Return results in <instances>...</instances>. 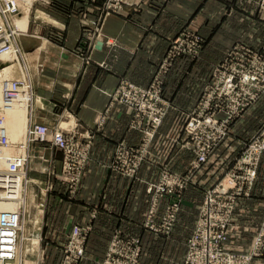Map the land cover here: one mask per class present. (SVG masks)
<instances>
[{
  "label": "crops",
  "instance_id": "0c3cea01",
  "mask_svg": "<svg viewBox=\"0 0 264 264\" xmlns=\"http://www.w3.org/2000/svg\"><path fill=\"white\" fill-rule=\"evenodd\" d=\"M51 1L44 11L62 30L36 25V31L46 36L42 40L34 39L28 46L35 49L28 53L30 59H36V68L44 67L33 78L35 95L40 99L36 101L35 120L53 128L65 125L80 135H90L92 147L91 160L83 169L73 197L67 184L49 178L55 184L54 189H47L46 238L52 242L47 249L55 254L62 243L54 241L65 240L75 224L90 222L93 229L85 257L79 264H99L116 229L133 230L134 225L139 228L144 222L149 207L147 182L156 180L167 164L180 171H185L190 164L194 154L182 145V113L195 107L213 65L232 44L264 45V6L261 0H124L122 9L105 15L100 38L92 44L90 32L105 0ZM186 25L206 39L204 50L197 58L175 60L164 83V96L171 104L169 112L137 178L123 176L111 166L114 151L121 144L138 147L142 133L131 127L130 109L113 102L109 94L122 79L147 86L164 58L169 41ZM55 31L61 34V42L57 44L53 42L57 41L56 36H51ZM109 39L116 46L108 45ZM40 41L43 48L38 46ZM39 104L44 105L43 110ZM259 108L264 111V103L253 104L246 113L253 109L262 112ZM243 118L239 119L240 123ZM236 140L234 136L225 138L202 165L194 177L199 186L188 187L182 198L179 219L197 218L203 200L201 188L204 186L200 183L213 184L214 179L227 171L241 151L234 149ZM38 145L32 147L34 155L38 152L45 155L43 162L54 160L51 174L59 173L62 152ZM262 226L264 154L251 195L239 199L230 228V242L249 251ZM252 264H264V255L255 258Z\"/></svg>",
  "mask_w": 264,
  "mask_h": 264
},
{
  "label": "rangeland",
  "instance_id": "374dc122",
  "mask_svg": "<svg viewBox=\"0 0 264 264\" xmlns=\"http://www.w3.org/2000/svg\"><path fill=\"white\" fill-rule=\"evenodd\" d=\"M18 2H20V5L24 8L25 0L24 2L23 0H19ZM51 2V0H33L29 21L26 26H24L25 29L23 30L15 31L14 28L16 29L17 25L14 26L12 20H9V23H12L10 24L11 29L16 33L11 32L10 34L7 29L3 40L0 42V45L3 42H10L12 43V46L16 48L21 47V52L23 54L25 53L26 56L25 62L28 66V72L25 69L20 71L23 63H21L22 66L19 64L14 65L15 68L13 67L9 70L5 69L4 74L7 71L6 81L18 79L24 80V78L27 77L29 73V75H31V82L34 84V74L44 70L43 65L41 66L40 70L37 69L38 65L36 62H34L36 59H34V61L33 58L30 59L28 52H31L32 50L35 51V49H29L28 46H30L34 39L42 40V38L46 36L41 32H37L38 30L36 31V25L42 24L44 29L45 27H49L55 30L57 28L59 31L62 30L58 22L52 17L48 16L49 14L44 11V9H47V5H50ZM123 4L124 0L104 1V4L102 5V12L97 19L95 28L92 32H90V41L92 44L96 39L98 40L100 38L101 23L103 22L105 15L108 12H118L120 9H122ZM261 5L264 6V0H261ZM41 16L47 17L48 20L42 19ZM2 19L5 18L2 17ZM51 20H53V22ZM4 22L7 25V21L4 20ZM32 28L35 29L33 30ZM59 31L58 33L55 31L51 35L53 38L54 35L56 36L55 39H57V41L53 40V42L56 44L61 42L59 41V38H61ZM14 34H17L19 38L15 39ZM185 36H187L186 42L179 43L178 40H176ZM20 41L22 43H20ZM195 42H199L201 45L197 55L191 54V48L194 46ZM107 44L111 45V47L116 46L115 41L110 39L107 40ZM205 44L206 39L201 34H199L198 31L192 29L189 25L183 26L169 41L164 58L162 59L152 80L147 86L139 85L128 79H122L110 92L109 96L113 102L123 104L130 109L132 113L131 127L142 133V143L138 147H129L121 144L118 145L114 151L111 166L123 176L137 178L138 171L147 159L148 154H150V148L155 136L157 135L165 117L167 116V113L169 112L171 104L169 99L164 96V83L167 74L169 73L175 60H177L179 57H199L204 50ZM80 51L84 52V50ZM21 56L24 59L23 55ZM244 77H252L253 79L251 78L250 82L245 83ZM231 78L234 81V89L236 91L235 93L226 92V81H230ZM120 84H134L138 87H143L146 89L158 87L160 97H162L163 100L160 105L166 107V113L162 118L161 124L157 127L154 136H149L147 134V132L152 131L153 126L146 116L138 115L134 108L111 95L121 86ZM136 97L141 101V105H148L153 100L151 93H146L142 96ZM263 99L264 45L261 47H254L253 45L243 42H236L232 44L224 53V57H222L217 63L213 65L211 74L197 98L195 107L191 111L182 113V131L184 134L182 145L188 150L192 151L194 154L190 164L185 171H180L176 168L173 169V167L171 168L170 165L167 164V166L161 169L156 180L147 182L146 192L149 196V207L144 222H141V219H138L141 222H139L140 227L138 228L137 225H134L133 230L127 231L121 228L116 229L108 242L104 256L99 264H107L109 263V259L111 260V264H117L118 262H116L115 258H119L120 264H185L187 253L189 251V241L196 235L197 232L203 229H207L209 234H211V238L207 241L208 245L213 244L215 246H221L224 250L238 255V257H240V255H250L252 256V259L248 264H252L255 258L264 255V226H262L260 231L257 233L255 241H250L252 246L249 251L241 249L238 246L235 247V245H233L229 239L230 228L233 223V218L239 199L251 195L255 180L257 179V170L264 154V150H262L258 157L257 154H254L251 164L246 160V156L250 152H255V147H257L258 143H256V141L254 142V140L257 138V136H260L261 139H264V111L259 108V110L262 112H257L254 109L252 111L250 110V113L246 112L253 106V104L264 103ZM39 106L42 110L44 109V105L39 104ZM0 110L3 111L6 109L2 108L1 106ZM34 110L33 118L35 119V115L38 113V110ZM31 111L33 113L32 108L29 109L30 117L32 115ZM209 116H213L220 123H224L226 133L220 137L217 146L208 152L206 161L199 163V152L197 149L201 143L207 139V132L209 131L203 132L200 135V139H197L198 141L196 143L193 140L192 134L188 131V124L195 118L203 121ZM243 116V119L245 120H242L240 123L239 119H241ZM35 121L39 125H45L49 131V135L47 139L42 142H33L31 147H29L28 153L33 156L34 152L31 150L36 144H39L38 146L41 145V147L45 148L51 146L52 148L62 152V167L59 173L56 172L57 174L53 175L51 174L50 169L54 168V160L52 162L51 160L49 161V159H47L46 162H43L46 160L43 158L45 155H42L39 152L29 159L30 161L27 165L28 169L26 167L27 180L29 182H27V193L25 196V207L27 208L25 209L24 221L21 223L24 224L25 222L24 232L26 231V235H29L30 240H33L32 242L34 245L37 244V247L34 251L30 250V252L27 251V253H25L24 248L26 245L21 241L22 231H20L18 233L19 239L17 240L18 246L16 247L17 255L15 264H21V255L24 256V258L22 257L23 261H27L28 263L30 262V264H62L66 255L65 247L68 243V236L72 229L67 234L64 232L63 235L66 234L65 240L54 241L55 244L62 243L60 244V250L55 252L56 255L52 252V250L47 249L48 245H52L51 240L46 238L47 219H45V215L49 194L47 189H54L55 184V180L49 178L53 177L54 179H59L58 181H62L63 183L67 184L70 193L69 195L73 197L76 194L79 183L81 182L83 169L91 160L92 141L90 139V135H80L76 130L69 129L68 127H65V125H63V127L58 125L53 128L47 123L39 121L37 118ZM56 131H61L64 133V135L70 137L72 144H75L77 150L80 151L77 154H71L70 159L73 160L74 166L70 170H67L65 167L66 162L68 161L67 152L63 148L57 147L53 144L52 136L53 134L55 135ZM0 133H3L1 137L4 138L5 132ZM230 136H234L237 139L236 141L238 144L234 149H241L240 153L233 159L227 171H224L222 176L220 175L214 179L213 184L200 183L201 187L204 186V188H201L203 200L197 218L179 219L181 215L180 213L182 211V198H184L185 191L191 185L193 186L196 184L194 177L197 172L203 168L202 165L205 164L209 158H211L212 154L217 150V148L220 147L225 138ZM17 141L19 143L22 140ZM4 146L6 145L4 144ZM122 146L131 148L130 150L132 151V156L131 160L128 162H125L124 158L120 159L118 156L119 149ZM228 150L230 151V148ZM16 151L17 147H13V153ZM84 155V159L77 157ZM48 161L50 164L49 166L47 164ZM253 171L256 174L254 183L249 185V177ZM173 177H179L178 179H180V183H172L169 179ZM33 178L35 179L33 180ZM162 179L165 183H167L165 185V192L160 194L154 190L149 191L150 186L159 185L162 182ZM24 184L21 182L22 186H24ZM224 185L227 189L226 192L221 191ZM208 195H210L209 202ZM154 202L157 203L158 212L152 217V219H155V222L160 226L162 219L166 215H169L167 219H175L170 230L163 229L156 231L151 225L147 224V219H149L148 213L151 207L154 205ZM172 216H174V218H172ZM80 226L89 228L85 240L86 250V244L93 227L90 222H87L86 225ZM224 234L225 238L222 239ZM114 240H116L115 244L119 248L113 247ZM258 240H260L259 245H257ZM26 242L27 245H30V241ZM112 247L117 251V253L112 252ZM136 248H139V250H136ZM84 257L85 254L78 260L77 264H79ZM58 260H61L60 263Z\"/></svg>",
  "mask_w": 264,
  "mask_h": 264
},
{
  "label": "built area",
  "instance_id": "2783aa9c",
  "mask_svg": "<svg viewBox=\"0 0 264 264\" xmlns=\"http://www.w3.org/2000/svg\"><path fill=\"white\" fill-rule=\"evenodd\" d=\"M18 10L15 2L13 0H0V14L5 18V13H15ZM7 29L11 33L13 30L11 29L10 23L7 21ZM14 33V31H13ZM2 37V28H0V38ZM198 39V38H197ZM179 43H183L187 41V36L183 38H178ZM199 40V39H198ZM201 45L199 42H195L194 46L191 48V51L193 55H197L199 53V48ZM252 77H244V82L248 83L251 81ZM253 79V78H252ZM122 83V82H121ZM121 85V84H120ZM119 85V86H120ZM16 86H19L21 88L26 87L27 91H29L32 95L31 97V103H34L36 98L35 94L33 92V84L32 82L26 83L25 81H16L14 83V88ZM226 92L229 93H235L234 89V81L231 78L230 81H226ZM151 93L153 100L148 105H141V101L137 99L136 96H142L143 94ZM114 98L120 99L130 107L134 108L138 115L140 116H146L148 120H150L153 129L152 131L147 132L149 136H154V133L157 129V127L161 124L162 118L165 116L166 113V107L161 106L160 103L163 101L162 97H160L158 87L157 88H143L138 87L136 85L131 84H122L113 94H111ZM34 97V98H33ZM34 119V118H33ZM35 120V119H34ZM188 131L192 134L193 140L197 143V139H200V135L203 132H207V139L201 143V145L198 147L197 151L199 152V163L205 162L207 159V154L210 150H212L215 146H217L218 141L220 140V137L225 135L226 128L224 123H220L216 118L213 116L207 117V119L200 121L197 118L192 120L188 124ZM211 130V131H210ZM3 135L0 134V136ZM49 135V131L45 125H39L36 121H33L31 124L30 129V140L28 143L29 146L32 145L33 142H42L45 139H47ZM53 144L57 147L63 148L67 154H68V161L66 162V169L70 170L73 168L74 163L73 160L70 159L72 153H79L80 151L77 150L76 145L72 144L71 138L64 135L61 131H56L55 135L53 134ZM258 143L257 147H255V152H250L246 156L247 162L251 164V161L253 160V155H258L264 150V139H261L260 136H257V138L254 140V142ZM120 148V147H119ZM131 148H127L122 146L119 149V157L124 158L125 162H128L131 160L132 151ZM78 158H85L84 156H77ZM27 157L21 158V160L16 164V166H13L12 169L8 172H1L0 171V199H10V198H16L17 193L19 190V179L22 174L26 172V165H27ZM20 168V169H19ZM255 172L253 171L251 173V176L249 177V185H252L254 183L255 178ZM179 177H173L169 180L172 183H180ZM232 179V178H231ZM24 177L22 178L23 183ZM170 183V184H172ZM162 179V182L159 185H152L149 187V191H156L157 193L162 194L166 191V185ZM222 192H226V186L224 185L221 189ZM210 201V195H208V202ZM24 212L25 208H21V222L24 218ZM158 212L157 209V203L154 202V205L149 210V219H147V224L151 225L154 230H170L175 219H167L169 216H165L162 219V222L160 223V226L158 223L155 222V219H152L153 216H155ZM14 219L13 221H2L1 226L3 229H0V260L1 264H15L13 259L15 257V251L14 248H11V245L14 247L16 236H14V232L9 230V227L14 226L16 229H18V219L19 215L16 213H12ZM8 213L2 212V219H8ZM174 218V216H172ZM89 228L83 227L80 225H75L72 228V231L70 232L68 236V243L65 247V258L62 262V264H77L78 260L82 258L85 254V240H86V234L88 233ZM201 234V235H200ZM211 238V234H209L207 229L200 230L196 233V235L189 241V251L187 253V257L185 260V264H248L250 260L252 259V256L250 255H238L234 253H230L226 250H224L221 246L213 245V244H207V241ZM225 238V234L222 239ZM116 240H114L113 247L119 248L116 244ZM260 244V240H258L257 245ZM5 245L10 246V248H7ZM112 247V252L117 253L116 250H114ZM133 250V249H132ZM136 250H139V248H136ZM131 251V250H130ZM129 251V252H130ZM128 253V252H127ZM122 255V254H121ZM111 257V254H110ZM117 264H120L119 258H115ZM111 264V260L109 259V263Z\"/></svg>",
  "mask_w": 264,
  "mask_h": 264
},
{
  "label": "bare ground",
  "instance_id": "6f19581e",
  "mask_svg": "<svg viewBox=\"0 0 264 264\" xmlns=\"http://www.w3.org/2000/svg\"><path fill=\"white\" fill-rule=\"evenodd\" d=\"M13 1L15 2L18 10L15 13H5V19H2L3 16H1L0 14V28H2V37L0 38V42L3 40L5 32L7 31V25L5 24L4 20L9 22V20L11 19L14 26L17 25L16 26L17 28L16 29L14 28L15 31L25 29L24 26H26V24L29 21L31 5H32L33 0H25V2L23 0V2L25 3L24 8L20 5V2H18L19 0H13ZM41 18L48 20V18L45 16H41ZM51 21L53 22V20ZM12 23L10 22V24ZM14 37L15 39L19 38L17 34L16 35L14 34ZM20 43L22 42L20 41ZM43 45H44L43 41H40L38 46L39 48H43L44 47ZM21 55H23L24 59L22 58ZM25 57H26L25 53L23 54L21 52V47L16 48L12 46V43L10 42L1 43L0 45V104L2 108L6 109L3 111L0 110V132H5L4 138H6L4 139L3 137L0 136V171L1 172L10 171L12 167L16 166V164L23 157H27L28 159L27 165H28V162L30 161L29 159H31L30 157H33L32 155L28 153L29 147H31L29 146L30 144L28 143V141L30 140V137H31L30 136L31 124L33 121H35L33 119L34 111H35L34 109H35L37 102H39L40 99L39 97L35 95L36 100L34 103H31L30 99L32 95L29 91H27L26 87L22 88L21 86L20 88L19 86H16V88H14V83H16V81H25L26 83L28 82L31 83V79H30L31 75H29V73L27 76L28 78L25 77L24 80L18 79V80H11V81L10 80L6 81L7 71L4 74L5 69L9 70L10 68H13V67L15 68L14 65H18V64L22 66L21 63H23V66L21 67L22 69L20 68V71L25 69L28 72V66H27V63L25 62L26 61ZM34 90L35 89H33V92L35 94ZM29 107L32 108L33 110V113L31 111L32 113L31 117L29 116V113H30ZM17 140H22V141L18 143ZM4 144L6 146H4ZM13 147H17V151L14 153H13ZM23 177H24L23 184L25 183L24 186L21 185V182H22L21 179ZM22 178L20 176L19 190H18L16 198L0 199V229H3L1 226L2 221H13L14 220L12 219L13 215L10 212L16 213L19 215L18 224H17L19 226L18 229H16L14 226L8 228L9 230L13 231L14 236H16L14 247L11 245V248L12 249L14 248V251H15V257L13 259L14 263H15L16 255H17L16 247L18 246V242H17V240L19 239L18 233L20 231H22L21 241L24 242L26 245V246L24 245L25 253H27V251L30 252V250L34 251L37 247L36 246L37 244L34 245V243L32 242L33 240L32 241L30 240L29 235H26L25 233L26 231L24 232L25 222L24 224L21 223V208L22 207H24L25 209L27 208L25 207V204H26L25 196L27 193V185H28L27 184L28 182L27 173H25V176L24 174H22ZM2 212L9 214L8 219H5V220L2 219ZM24 217H25V212H24ZM22 221H24V218L22 219ZM26 241H30V245H27ZM5 246L7 248H10V246H7V245ZM0 255H1V252H0ZM22 257L24 258V256L21 255V259H22L21 264L23 263L30 264V262L28 263L27 261L26 262L23 261ZM0 264H1V260H0Z\"/></svg>",
  "mask_w": 264,
  "mask_h": 264
}]
</instances>
